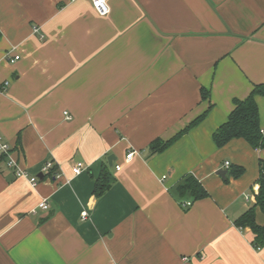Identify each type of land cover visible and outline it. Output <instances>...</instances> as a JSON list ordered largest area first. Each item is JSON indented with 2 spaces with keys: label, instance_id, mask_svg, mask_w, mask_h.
Wrapping results in <instances>:
<instances>
[{
  "label": "crops",
  "instance_id": "0c3cea01",
  "mask_svg": "<svg viewBox=\"0 0 264 264\" xmlns=\"http://www.w3.org/2000/svg\"><path fill=\"white\" fill-rule=\"evenodd\" d=\"M107 3L100 17L90 0H0V139L39 180L16 178L0 151V264H264L234 225L254 204L264 149L212 140L264 83V0ZM104 166L113 182L96 198ZM187 176L208 197L179 198Z\"/></svg>",
  "mask_w": 264,
  "mask_h": 264
},
{
  "label": "trees",
  "instance_id": "16d2710c",
  "mask_svg": "<svg viewBox=\"0 0 264 264\" xmlns=\"http://www.w3.org/2000/svg\"><path fill=\"white\" fill-rule=\"evenodd\" d=\"M202 98L207 97V92L201 90ZM261 97L264 99V83L254 85L251 92L247 97L242 100L234 101V108L230 113L226 122L219 126L212 134V140L217 148H222L233 139L245 140L253 149H264V132H261L258 106L256 98ZM196 120L190 126L193 127ZM184 131V132H185ZM264 131V129H263ZM175 136L168 142H162L157 139L151 142L148 149L151 153H159L164 150L172 141L182 133ZM243 173L242 168H235L231 172V176L238 178ZM113 182V178L109 173L107 166H104L100 175L94 182L93 194L96 198L101 197ZM256 188L253 189L252 195L254 197L253 206L248 209L241 217H239L234 225L238 228H249L253 239L251 241L252 246L255 249L264 247V227L260 226L256 222L255 210L259 209L264 214V165L260 162V176L256 182ZM173 192L179 197L183 198L189 196L192 201H197L208 197L207 192L202 185L193 177L187 176L174 188ZM182 204V202H180Z\"/></svg>",
  "mask_w": 264,
  "mask_h": 264
},
{
  "label": "built area",
  "instance_id": "2783aa9c",
  "mask_svg": "<svg viewBox=\"0 0 264 264\" xmlns=\"http://www.w3.org/2000/svg\"><path fill=\"white\" fill-rule=\"evenodd\" d=\"M91 2V5H92V8L93 10L97 13L98 16L100 17H104L106 15H108L109 13V7H108V0H90ZM34 32H38V30L36 28H34ZM19 57L18 56H14L13 58H9V62L10 63H13L15 62L16 60H18ZM64 116H65V119L66 120H70V116L69 114L67 113H64ZM261 132H264L263 130H261ZM0 151L3 155V157L5 158V161H6V165L9 167V168H12L14 170V175L16 178H21V179H25L28 181V183L30 184L31 187H36L37 183H38V178L36 176H30L25 170L21 169L17 162L12 158L11 156V150H10V147L3 143L0 139ZM132 156V153H128L126 155V159H130ZM225 166H228V163L226 162L225 163ZM54 168V164L52 161H47L44 165V168L43 170L48 172V171H51L52 169ZM85 167L83 166V164L81 163H77L75 164L73 167H72V173L74 175H78L81 173V171L84 169ZM115 169L116 171H119L120 170V166H115ZM60 177V174L56 173L54 175V178L58 179ZM165 177L163 176L162 179H164ZM247 201H250V196H246L245 197ZM190 203L189 202H186L184 204V206H189ZM38 209H41V210H47L48 209V203H47V200L43 199L41 202H39L38 206H37ZM85 216L86 214L83 213L82 214V219H85Z\"/></svg>",
  "mask_w": 264,
  "mask_h": 264
},
{
  "label": "water",
  "instance_id": "95a60500",
  "mask_svg": "<svg viewBox=\"0 0 264 264\" xmlns=\"http://www.w3.org/2000/svg\"><path fill=\"white\" fill-rule=\"evenodd\" d=\"M107 161H108V165L109 166H112V160H111V158H108ZM226 173H227L226 171L220 170L219 172H217V175H219L220 177L224 178Z\"/></svg>",
  "mask_w": 264,
  "mask_h": 264
}]
</instances>
